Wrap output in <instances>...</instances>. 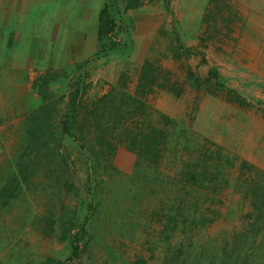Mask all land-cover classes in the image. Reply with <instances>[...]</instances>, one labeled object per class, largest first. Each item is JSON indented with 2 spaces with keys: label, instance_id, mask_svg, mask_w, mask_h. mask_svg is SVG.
I'll return each mask as SVG.
<instances>
[{
  "label": "rangeland",
  "instance_id": "1",
  "mask_svg": "<svg viewBox=\"0 0 264 264\" xmlns=\"http://www.w3.org/2000/svg\"><path fill=\"white\" fill-rule=\"evenodd\" d=\"M41 1L0 18V192L26 148L39 75L68 72L52 85L58 97L84 73L92 88L78 142L59 132L67 151L46 150L18 196L0 201V264L65 263L91 210L70 264H164L193 171L218 212L202 237L238 231L261 254L264 0H149L128 13L119 0L125 48L107 57L97 37L106 0ZM63 207L73 224L61 223Z\"/></svg>",
  "mask_w": 264,
  "mask_h": 264
},
{
  "label": "trees",
  "instance_id": "2",
  "mask_svg": "<svg viewBox=\"0 0 264 264\" xmlns=\"http://www.w3.org/2000/svg\"><path fill=\"white\" fill-rule=\"evenodd\" d=\"M119 0H106L99 13L98 24V56H110L125 48L124 32L121 22L113 12L114 3ZM124 3V13L144 7L149 0H121ZM211 77L217 78L212 72ZM62 79L69 80L66 70H47L36 79V88L40 97L39 106L29 116L27 121V144L23 154L16 163L15 173L0 192V201L4 203L15 199L24 184L30 178L37 158L46 150H65L62 135H67L78 142L74 133L83 101L88 96L92 85L87 82V74L71 83L67 95L58 97L52 92V85ZM195 171L182 176L181 185L187 188L179 194L177 215L170 222L172 231L178 238L176 246L170 245V237L166 236L164 248V264H264V243L260 246L263 251L256 255L254 248L257 237L245 242L246 235L234 232L218 240H205L202 233L206 231L218 212L211 209L212 197L205 194L204 180ZM70 188V185L67 184ZM190 187V188H189ZM209 206V207H208ZM93 209V205L90 207ZM91 212L85 219L81 231L72 241V253L63 264H70L82 255V233L90 220ZM61 223L73 224L75 215L70 216L63 207ZM171 231V230H170ZM170 233V232H169Z\"/></svg>",
  "mask_w": 264,
  "mask_h": 264
},
{
  "label": "crops",
  "instance_id": "3",
  "mask_svg": "<svg viewBox=\"0 0 264 264\" xmlns=\"http://www.w3.org/2000/svg\"><path fill=\"white\" fill-rule=\"evenodd\" d=\"M34 2L40 3L42 1L41 0L38 1L37 0H0V18L3 16V13L5 12L12 13V9L13 11H16L17 8L14 9V5H18V3L28 4ZM98 24H99V15H98Z\"/></svg>",
  "mask_w": 264,
  "mask_h": 264
}]
</instances>
